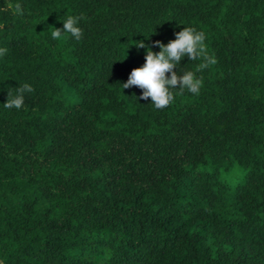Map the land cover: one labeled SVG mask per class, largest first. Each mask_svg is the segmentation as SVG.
I'll return each mask as SVG.
<instances>
[{"label":"trees","instance_id":"trees-1","mask_svg":"<svg viewBox=\"0 0 264 264\" xmlns=\"http://www.w3.org/2000/svg\"><path fill=\"white\" fill-rule=\"evenodd\" d=\"M184 27L217 62L156 109L135 43ZM0 48V263L264 264V0H0Z\"/></svg>","mask_w":264,"mask_h":264},{"label":"clouds","instance_id":"clouds-1","mask_svg":"<svg viewBox=\"0 0 264 264\" xmlns=\"http://www.w3.org/2000/svg\"><path fill=\"white\" fill-rule=\"evenodd\" d=\"M11 8L12 5H7ZM14 14L23 15L22 6L17 3L14 7ZM80 16H68L63 20V27L51 31V37L59 40L62 33L71 34L76 40H80L83 32L78 26ZM175 39L169 41L166 45L157 40L154 45H146L144 41L136 44L138 48H147L145 63L141 67L134 68L123 88L138 87L142 90L140 99L148 100L151 98V104L156 109L168 107L174 100V95L170 89L178 88L181 92L185 89L192 94L200 93L203 79L197 78L193 71H184L182 75L174 69L180 64L183 57L187 56L191 61L201 60L197 66V71H202L210 65L216 64V58L209 55L205 45V34L202 31H196L192 27H184L181 31L175 33ZM159 47V52H154L152 47ZM7 53L6 48H0V56ZM168 73H171L169 76ZM30 84H23L17 88V95L12 96L9 90L7 102L4 107L7 109H20L24 104V93L33 92Z\"/></svg>","mask_w":264,"mask_h":264},{"label":"rangeland","instance_id":"rangeland-1","mask_svg":"<svg viewBox=\"0 0 264 264\" xmlns=\"http://www.w3.org/2000/svg\"><path fill=\"white\" fill-rule=\"evenodd\" d=\"M240 175V170H235L234 172H230L228 174H225V178L226 180L230 181V182H234V180L236 179V177ZM3 264V263H0Z\"/></svg>","mask_w":264,"mask_h":264}]
</instances>
